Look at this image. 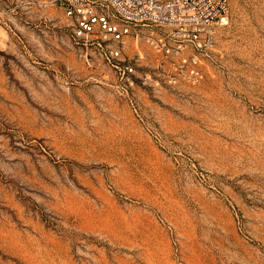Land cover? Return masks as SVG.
<instances>
[{"label":"rangeland","instance_id":"374dc122","mask_svg":"<svg viewBox=\"0 0 264 264\" xmlns=\"http://www.w3.org/2000/svg\"><path fill=\"white\" fill-rule=\"evenodd\" d=\"M60 1L0 0V264H264V0L191 80Z\"/></svg>","mask_w":264,"mask_h":264},{"label":"built area","instance_id":"2783aa9c","mask_svg":"<svg viewBox=\"0 0 264 264\" xmlns=\"http://www.w3.org/2000/svg\"><path fill=\"white\" fill-rule=\"evenodd\" d=\"M80 39H100L119 58L130 37L144 39L160 64L173 66L184 78L192 67L214 56L217 31L230 24V0H61ZM114 43L119 46H114ZM128 79L135 73L125 67Z\"/></svg>","mask_w":264,"mask_h":264}]
</instances>
